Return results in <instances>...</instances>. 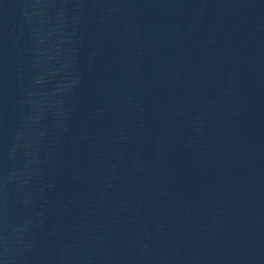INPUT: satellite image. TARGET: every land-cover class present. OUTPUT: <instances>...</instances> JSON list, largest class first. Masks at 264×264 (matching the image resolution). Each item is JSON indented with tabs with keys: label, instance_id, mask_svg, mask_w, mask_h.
Here are the masks:
<instances>
[{
	"label": "water",
	"instance_id": "95a60500",
	"mask_svg": "<svg viewBox=\"0 0 264 264\" xmlns=\"http://www.w3.org/2000/svg\"><path fill=\"white\" fill-rule=\"evenodd\" d=\"M0 264H221L194 0H0Z\"/></svg>",
	"mask_w": 264,
	"mask_h": 264
}]
</instances>
